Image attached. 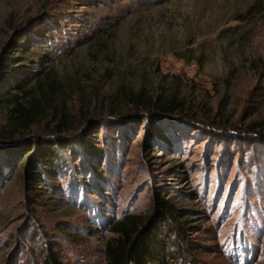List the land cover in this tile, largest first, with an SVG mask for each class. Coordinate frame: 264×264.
<instances>
[{
    "label": "rangeland",
    "instance_id": "obj_1",
    "mask_svg": "<svg viewBox=\"0 0 264 264\" xmlns=\"http://www.w3.org/2000/svg\"><path fill=\"white\" fill-rule=\"evenodd\" d=\"M38 82L43 112L0 137V264L47 247L103 264L112 222L161 199L164 264H264V0H0V90ZM50 141L54 165L29 174Z\"/></svg>",
    "mask_w": 264,
    "mask_h": 264
},
{
    "label": "trees",
    "instance_id": "obj_2",
    "mask_svg": "<svg viewBox=\"0 0 264 264\" xmlns=\"http://www.w3.org/2000/svg\"><path fill=\"white\" fill-rule=\"evenodd\" d=\"M38 88L40 92L37 95L30 92V87H20L18 90L7 93L0 90V104L11 103L6 126L0 130V137H3V140H8L5 136L11 135V132L26 128L43 112L44 106L47 104V96L45 90L40 86V82H38ZM129 97L134 104L144 105L152 111L160 113L171 112L177 107L182 108L181 101L176 100L174 95L165 98L157 95L152 98L140 89L130 93ZM65 117L66 112L61 106L58 112V123L55 126L58 130L64 124ZM56 142L50 141L45 144V147L33 144L34 152L30 159L26 158L29 168H34L28 170L29 174L36 172L35 168L44 167L47 169L50 165H54V159L57 158L58 143ZM0 150L3 152L5 149L0 145ZM156 202L157 205L149 214L127 213L112 222L113 234L105 241L102 249L103 264L166 263L167 255L170 254L165 240L160 235L163 227L166 228L169 222L172 206L162 199ZM41 264L61 263L56 254L47 247L42 255Z\"/></svg>",
    "mask_w": 264,
    "mask_h": 264
}]
</instances>
